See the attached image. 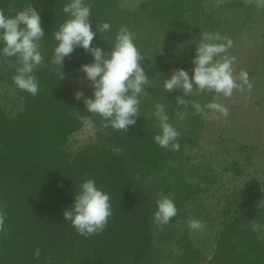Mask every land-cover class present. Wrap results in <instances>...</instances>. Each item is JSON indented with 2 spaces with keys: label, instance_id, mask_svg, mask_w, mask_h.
<instances>
[{
  "label": "trees",
  "instance_id": "obj_1",
  "mask_svg": "<svg viewBox=\"0 0 264 264\" xmlns=\"http://www.w3.org/2000/svg\"><path fill=\"white\" fill-rule=\"evenodd\" d=\"M203 1L144 0L131 12L118 0H88L93 30L97 22H109L111 31L102 37L112 41L126 26L136 34L145 55L141 63L150 86L140 98L142 116L126 133L102 128L100 117L87 111L84 97L76 99L77 87L64 77V73L77 76L81 65L92 62L89 53L77 47L62 67L56 66L59 69L49 63L56 44L52 35L66 19L63 7L68 0L0 3L6 15L34 6L46 34L41 41L45 60L35 73L38 95L21 91L13 83L18 67L14 57L13 65L6 64L10 57L0 58V79L15 90L16 101L23 103L19 109H10L0 101V212L5 216L0 264H264V187L223 193L225 203L219 199L217 208L209 207L203 194L221 181V175L210 160L194 164L191 159L205 119L195 114L191 104L186 109L176 104L174 96L183 93L163 91L165 78L177 66L155 44L151 31H167V44L176 36L195 33L194 44L189 46L195 50L203 29L219 25ZM243 4V0L230 1L232 6ZM151 25L155 28L146 34ZM93 45L105 50L111 47L99 33ZM188 67L191 75L192 59L184 68ZM156 104L165 105L170 122L180 132L179 151L154 143L159 131L153 116ZM181 111L187 113L184 119L177 115ZM82 113L91 117L96 135L75 148L73 138L86 124ZM239 166L234 160L223 172L236 171ZM88 178L110 194L113 215L104 232L85 238L63 220V212L73 203L79 183ZM161 193L170 196L178 209L163 230L152 222ZM221 212L225 217L218 220ZM190 218L208 226L203 242L189 229ZM218 223L221 227L216 228ZM206 241L214 242L210 250L204 247ZM36 249L40 250L38 257Z\"/></svg>",
  "mask_w": 264,
  "mask_h": 264
},
{
  "label": "clouds",
  "instance_id": "obj_2",
  "mask_svg": "<svg viewBox=\"0 0 264 264\" xmlns=\"http://www.w3.org/2000/svg\"><path fill=\"white\" fill-rule=\"evenodd\" d=\"M259 2L264 4V0ZM63 12L66 19L53 32L56 44L51 50L49 63L55 68L62 67L65 58L77 47L89 53L93 57L92 62L85 63L80 68L92 88V95L84 98L86 109L100 117L102 128L111 127L126 133L142 116L140 98L150 86V78L141 63L145 55L136 43V34L122 26L112 41L102 37L103 33L111 31L112 26L107 21L97 22L93 30L90 19L93 16L92 7L88 0H68ZM97 33L110 43L109 49L93 45ZM45 37L41 14L34 6L22 9L15 15H6L4 9L0 8V58H16L18 67L12 77L13 83L19 90L32 96L38 95L40 91L35 73L45 60L41 44ZM232 46L233 41L219 32L204 33L196 44L191 75L183 67L175 69L170 77L165 78L163 91L168 94L177 91L183 93L174 96L176 104L185 109L191 104L195 114L202 119L206 120L211 114L217 113L226 117L227 107L215 99L201 105L191 101L190 97L194 89L198 93L219 94L225 98H230L234 90H243L245 85L251 89L247 71L241 70L238 76L234 75L233 64L236 57L227 55ZM82 95L77 92L76 99L80 100ZM177 115L184 119L187 113L181 111ZM153 116L159 129L153 137L154 143L164 149L179 151L180 132L170 122L165 105L156 104ZM155 204L152 222L156 228L163 230L177 215L178 209L175 201L164 193L159 194ZM112 215L110 194L99 187L95 179L88 178L82 180L76 188L75 199L64 210L63 220L70 222L80 236L87 238L104 232ZM188 227L191 231H199L204 224L199 219L190 218ZM3 231L5 216L0 212V232ZM35 255H40L39 249H36Z\"/></svg>",
  "mask_w": 264,
  "mask_h": 264
},
{
  "label": "rangeland",
  "instance_id": "obj_3",
  "mask_svg": "<svg viewBox=\"0 0 264 264\" xmlns=\"http://www.w3.org/2000/svg\"><path fill=\"white\" fill-rule=\"evenodd\" d=\"M118 1L122 8L133 12L144 0ZM230 1H203L205 10L216 16L214 20L215 22L219 20V25L215 27L216 29L210 25L203 29L202 33L219 32L233 41V46L228 50L227 55L236 57L233 64L234 75L238 76L241 70L247 71L252 87L249 89L245 85L243 90H234L230 98L209 93H199L200 96H196L198 92L195 89L190 97L191 101L195 99L196 102L205 105L208 101L215 99L228 109L226 117L217 113L211 114L205 120L200 142L191 149L193 154L191 159L194 164L204 159L210 160L215 172L221 175V181L217 185H212L209 193L203 194L209 207L214 206V208H217L219 199L225 203L222 199L223 193L232 194L238 189L264 187V4H261L259 0H243V5L232 6ZM152 26L146 29V34L155 28ZM151 32H154L155 44L159 46L163 54L170 55L177 68H184L195 55V50L189 47L191 43L194 44L195 33L176 36L167 44V31L153 30ZM166 44L167 47H165ZM15 59L8 58L6 64L13 65ZM187 70L191 71V68L188 67ZM64 77L75 84L77 92L83 94L82 97L91 96L90 82L87 81L85 73L81 71L77 76L64 73ZM0 80V101L10 109L21 108L23 103L14 98L15 90L2 82V79ZM82 115L86 119V124L84 129L73 138L75 148L93 140L96 135L91 117L86 113ZM187 150L190 149L187 148ZM234 160L239 162V168L224 174L223 167ZM224 217L222 212L217 216L218 220ZM206 227L208 226L199 231H193L194 237L197 236L200 242L206 238ZM217 227H221V224L218 223ZM213 245V241H206L204 247L210 250Z\"/></svg>",
  "mask_w": 264,
  "mask_h": 264
}]
</instances>
